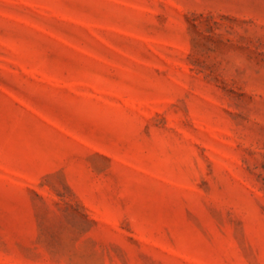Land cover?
Masks as SVG:
<instances>
[{"label": "rangeland", "instance_id": "1", "mask_svg": "<svg viewBox=\"0 0 264 264\" xmlns=\"http://www.w3.org/2000/svg\"><path fill=\"white\" fill-rule=\"evenodd\" d=\"M0 264H264V0H0Z\"/></svg>", "mask_w": 264, "mask_h": 264}]
</instances>
